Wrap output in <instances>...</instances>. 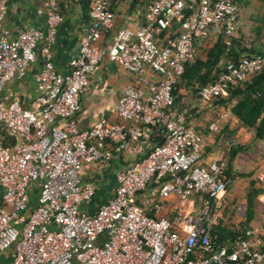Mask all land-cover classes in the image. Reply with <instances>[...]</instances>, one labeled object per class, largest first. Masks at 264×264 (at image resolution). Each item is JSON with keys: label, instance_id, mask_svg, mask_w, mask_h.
Instances as JSON below:
<instances>
[{"label": "built area", "instance_id": "2783aa9c", "mask_svg": "<svg viewBox=\"0 0 264 264\" xmlns=\"http://www.w3.org/2000/svg\"><path fill=\"white\" fill-rule=\"evenodd\" d=\"M137 1L144 5L142 20L113 35L105 51L134 84L109 110L112 122L101 115L79 129V99L104 54L98 41L112 29L113 0H86L89 22L63 75L51 54L62 20L57 0H46L42 28L16 29L13 38L2 27L7 0H0V94L39 60L33 109L0 96V130L14 139L10 147L0 145V264H264V226L246 229L236 242L211 245L209 231L225 194V159L221 153L201 163L202 139L174 110L171 94L198 56L197 43L213 44L220 35L229 46L237 0ZM263 70L264 44L225 63L196 95L201 101L223 97ZM226 116L215 114L207 130L218 133ZM118 155L133 162L114 172L111 198L87 212L95 187L82 181L84 167L105 166ZM147 186L156 198L138 203ZM166 204L168 216H153Z\"/></svg>", "mask_w": 264, "mask_h": 264}, {"label": "crops", "instance_id": "0c3cea01", "mask_svg": "<svg viewBox=\"0 0 264 264\" xmlns=\"http://www.w3.org/2000/svg\"><path fill=\"white\" fill-rule=\"evenodd\" d=\"M45 2L46 0H7L2 18V27L8 33V37L13 38L16 29L42 28L45 20L43 12ZM57 5L62 20L56 29L51 54L55 71L63 75L69 71V62L77 52L78 37L88 25L89 19L86 0H57ZM111 11L113 13L112 29L103 33L98 41V46L104 54L100 59L97 71L92 76L89 89L79 99L80 109L76 115L79 129L90 127L101 115L112 122L114 118L110 115L109 110L116 103L121 91L125 87L134 84L133 76L123 71L119 63L109 62L105 56V51L113 35L125 28H131L133 24L142 20L144 5L137 0H113ZM240 34L238 31L234 34V37L236 38ZM243 44L246 48L251 46L256 51H259L262 46V44L256 45L255 43L250 45L247 42ZM211 45L208 42L197 43L198 55L200 48H208ZM37 70L38 63L35 61L28 66L20 80L6 83L0 94L2 101H16L23 109H33L35 107L34 98L37 94L33 76ZM147 75L152 76L150 72H147ZM226 95L220 98H225ZM176 98L174 110L184 113L187 126L202 139L200 159L202 164L208 163L221 153H223L226 161L232 148L238 149L231 161L234 170L238 167V162L244 155L260 152L264 156V148L262 149L260 146L253 147L255 150L250 153L249 146L253 145L256 139L252 130L239 126L237 120L230 114L229 109L234 103L233 100L225 107L219 105L217 100L201 101L196 93L193 94L188 88L178 89ZM223 112L227 116L219 123L218 133L209 132L207 125L214 115ZM225 142L230 143L228 150L224 146ZM246 161H248L245 165L246 168L254 169L256 177L264 178V160L256 161L255 164L251 158L246 159ZM132 162V159L118 155L113 157L105 166L92 163L84 167L81 173L82 181H90L95 187V195L90 204L86 206L87 212H94L111 198L115 188L114 172L117 169L126 168ZM255 166H258V169ZM155 194L156 190L147 186L138 196V203H148L154 200L156 198ZM172 200L170 199L169 202ZM258 202L264 206L262 196ZM167 206L169 205L166 204L161 212L153 216H168L169 209ZM146 212L152 216L151 212L148 210ZM248 225L251 229L259 230L264 226V214H255Z\"/></svg>", "mask_w": 264, "mask_h": 264}, {"label": "trees", "instance_id": "16d2710c", "mask_svg": "<svg viewBox=\"0 0 264 264\" xmlns=\"http://www.w3.org/2000/svg\"><path fill=\"white\" fill-rule=\"evenodd\" d=\"M238 9L240 5H246V0H237ZM237 20V17H236ZM179 22L173 25V28L178 27ZM261 30V29H256ZM236 31H234V34ZM263 34L264 31L260 32ZM240 34V32H239ZM257 35V32L253 33ZM229 46L223 44V37L218 35L213 44L201 49L199 55L189 64L184 67L183 73L178 77L171 92L173 97V107L177 101V90L188 88L193 94L197 92V88L211 83L218 74L222 72L223 66L227 62H234L238 58L258 53L251 46L246 48L242 35L238 37L228 38ZM252 45V44H250ZM263 45V44H262ZM38 63V58L36 59ZM264 70L247 80L239 83L236 87L229 88L225 98H217L221 106H226L230 101H234L229 111L230 114L245 128L253 131L256 140L264 138ZM186 121V119H185ZM14 144V139L7 136L6 133L0 130V145L10 147ZM238 149L232 148L227 155L225 168L223 171L225 189L227 187V177L230 176L231 161ZM236 177L242 178L243 174H236ZM253 183H250L252 186ZM258 191L252 190L247 192L245 196V204L242 209L238 210L235 216L238 218L237 223H233V219L224 216L223 207L219 208V216L216 218L215 224L209 231V240L213 247H218L225 242H236L243 238V233L249 228V222L252 219V201ZM229 222V223H227Z\"/></svg>", "mask_w": 264, "mask_h": 264}, {"label": "rangeland", "instance_id": "374dc122", "mask_svg": "<svg viewBox=\"0 0 264 264\" xmlns=\"http://www.w3.org/2000/svg\"><path fill=\"white\" fill-rule=\"evenodd\" d=\"M258 28L264 31V0H246V5H240L237 11L235 31L241 33L244 42L261 45L264 44V39L263 34L260 33L261 30H256ZM255 32H257V35L253 34ZM238 124L243 127L239 122ZM257 146H260L262 149L264 148V138L262 140H255L254 144L249 146L250 153L255 150L253 147L256 148ZM244 158L248 160L251 158L254 160V164L256 161L264 160V156L260 152H255V154L244 155L239 160L238 167L235 170L231 166L230 176L227 177L226 195L225 199L223 198L221 207H223L224 216L226 215L228 218L233 219L234 224L238 222L235 214L240 209L243 211L245 196L251 189L258 191L252 201V218L255 214H264V206L258 202L264 190V178L256 177L254 169L250 170V168H246L245 165L248 161ZM255 168L258 169V166H255ZM236 174H243L244 177H236ZM250 183H253L252 186H250ZM11 249L12 247L7 252L10 253Z\"/></svg>", "mask_w": 264, "mask_h": 264}]
</instances>
